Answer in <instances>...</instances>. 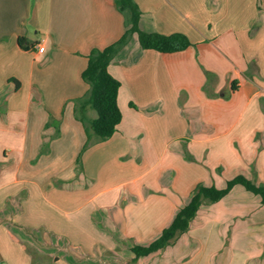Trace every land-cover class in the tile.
Masks as SVG:
<instances>
[{"label":"crops","instance_id":"0c3cea01","mask_svg":"<svg viewBox=\"0 0 264 264\" xmlns=\"http://www.w3.org/2000/svg\"><path fill=\"white\" fill-rule=\"evenodd\" d=\"M134 1L142 31L191 45L163 53L130 36L108 66L122 120L99 140L96 111L79 112L82 73L124 35L128 12L117 0H0V264H264V217L249 211L264 204L229 199L240 186L203 203L172 246L131 251L198 185L264 184V0ZM217 234L227 247H176Z\"/></svg>","mask_w":264,"mask_h":264},{"label":"trees","instance_id":"16d2710c","mask_svg":"<svg viewBox=\"0 0 264 264\" xmlns=\"http://www.w3.org/2000/svg\"><path fill=\"white\" fill-rule=\"evenodd\" d=\"M117 3L122 11H127L129 14L128 29L117 42L104 49H93L89 55L88 66L82 73L83 79L90 84V90L86 97L80 99L79 112L87 107L96 111L97 117L91 120L90 129L99 140L111 137L122 120V111L118 105L120 81L109 72L108 66L115 55L126 45L130 36L136 33L143 49L163 53L181 51L191 45L188 37L181 33L163 35L142 31L139 28L141 12L135 1L117 0ZM236 186H241L249 193L258 196L264 204V184H257L242 174L228 180L223 188L200 184L193 191L190 201L178 210L172 223L163 230L158 239L149 245L131 247L134 260L164 249L180 234L188 231L191 221L203 203H214L221 200Z\"/></svg>","mask_w":264,"mask_h":264},{"label":"rangeland","instance_id":"374dc122","mask_svg":"<svg viewBox=\"0 0 264 264\" xmlns=\"http://www.w3.org/2000/svg\"><path fill=\"white\" fill-rule=\"evenodd\" d=\"M239 189L241 190V192L240 191L239 192H235V194H233V196L229 197V199H231V198L243 199L244 197H249L252 200H259L260 199L258 196H255V195L249 193L248 191H246L241 186H240ZM245 211L248 212L247 209H245ZM249 211H253L254 212V215H261L259 217H264V206L262 208H260L259 206L256 207V208L253 207V208H250ZM241 215H246V213L245 212H242ZM199 228L200 227H199L198 224H196V225L194 224V227L192 229V232L200 231ZM215 237L214 238H211V239H206V240H203V241H201L199 238H196V237H194L195 239H191V238L189 239L187 237L186 239H182L179 242V243H181L180 245L177 243L176 247L177 248H180V247H182L183 244H185V246L187 247V249L197 250V253H200L202 250H204L206 248L211 251L214 248L219 247L221 245V242H225V246L224 247H227V245L229 244V241L228 240L221 241V240L217 239V238H219V235L218 234ZM175 241H177V239L176 240H173L170 243V246H172L173 243H175ZM248 242H249V240L247 241V243ZM197 253L194 252L193 254L196 255ZM242 258H245V257H243L241 255H231V256H228L227 257L224 254L220 258L216 259L217 261L214 262V264H231V263L232 264H241L242 263ZM199 259H200V257H199ZM223 260H225V261H223Z\"/></svg>","mask_w":264,"mask_h":264},{"label":"built area","instance_id":"2783aa9c","mask_svg":"<svg viewBox=\"0 0 264 264\" xmlns=\"http://www.w3.org/2000/svg\"><path fill=\"white\" fill-rule=\"evenodd\" d=\"M40 48H41V46L39 45V48L38 49L40 50Z\"/></svg>","mask_w":264,"mask_h":264}]
</instances>
